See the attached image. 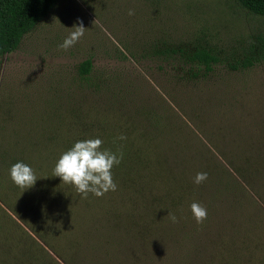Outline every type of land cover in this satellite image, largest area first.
Segmentation results:
<instances>
[{"label": "rangeland", "instance_id": "1", "mask_svg": "<svg viewBox=\"0 0 264 264\" xmlns=\"http://www.w3.org/2000/svg\"><path fill=\"white\" fill-rule=\"evenodd\" d=\"M80 24L84 35L61 49ZM259 33L264 16L238 0H59L0 57V157L21 155L37 177L22 189L0 165V195L15 208L0 197V264H87L80 252L97 218L115 215L145 234L173 226L169 213L175 238L125 264H264V191L246 185L251 201L237 192L243 206L197 223L190 205L205 207L208 194L193 168L171 163L159 133L187 159L264 155V61L240 70L223 62L185 81L164 53L200 38L227 62ZM97 137L123 153L117 190L84 199L53 170L76 141Z\"/></svg>", "mask_w": 264, "mask_h": 264}, {"label": "trees", "instance_id": "2", "mask_svg": "<svg viewBox=\"0 0 264 264\" xmlns=\"http://www.w3.org/2000/svg\"><path fill=\"white\" fill-rule=\"evenodd\" d=\"M58 1L0 0V57L16 50L25 33L34 28L56 6ZM238 1L250 12L264 16V0ZM245 49L246 51L241 57L232 58L225 62L211 44L197 38L186 42L182 40L175 47H167L164 53L167 58L166 62L178 70V78L191 81L214 72L215 68L223 62L232 70L247 69L263 62L264 33L257 34ZM91 68V59L82 62V73H89ZM154 129H156L154 131L157 134L159 131L158 124H154ZM159 133L160 137L164 138L163 143L170 153L169 160L171 163L185 170L190 167L193 168L194 175L198 172H207L208 178L202 183V188L204 187L206 194H208V198H205V200L207 199L205 202L207 209L205 221L207 223L215 214L220 213L223 206L232 209L243 206L244 203L240 201L241 197L238 196V193L251 201L252 197H250L246 185L257 191L258 195L264 191V155L240 156L236 154L229 156L220 152L226 165L211 150H209L208 156H195L187 159L176 153L177 148L167 135V131L160 130ZM201 144L204 145V143ZM204 146L208 150V147ZM10 155L5 152L0 157V165L4 170H10L16 162H26L21 155ZM240 161L243 162L242 166H239L238 162ZM9 187L11 190H15L13 185ZM0 197L6 200L10 206L12 205L4 196L0 195ZM106 214L110 215L109 212ZM176 223L174 222L173 226L164 227V229H149V233L136 234L133 232V226L129 228L124 219H118L115 215L106 218L99 217L95 220L84 249L80 252V260L87 264H125L135 254L137 256L144 254L174 239L173 232L177 229ZM133 225L137 224L134 223ZM31 228L36 231L32 225ZM193 228L186 227L184 231H191ZM138 231L140 230L138 229ZM65 260L71 261L67 258Z\"/></svg>", "mask_w": 264, "mask_h": 264}, {"label": "clouds", "instance_id": "3", "mask_svg": "<svg viewBox=\"0 0 264 264\" xmlns=\"http://www.w3.org/2000/svg\"><path fill=\"white\" fill-rule=\"evenodd\" d=\"M129 15L134 12L129 10ZM85 27L80 24L65 38L59 47L67 50L73 47L84 35ZM119 140H125L121 134ZM101 138H88L76 141L71 148L63 152L58 158L53 175L61 178L62 182L74 186L76 192L82 198L87 199L89 193L96 197H102L109 191H116L117 184L112 176V169L118 166L123 159V153L117 155L109 149H102ZM11 180L20 188L32 187L37 177L33 169L24 162L14 163L9 170ZM208 178L207 172H198L194 177V183L199 185ZM190 210L197 223H203L207 219V209L199 202H193ZM173 222L177 221L174 214L169 213Z\"/></svg>", "mask_w": 264, "mask_h": 264}]
</instances>
